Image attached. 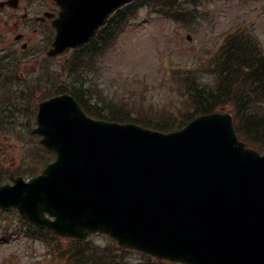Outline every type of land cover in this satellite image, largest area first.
<instances>
[{
	"label": "water",
	"instance_id": "95a60500",
	"mask_svg": "<svg viewBox=\"0 0 264 264\" xmlns=\"http://www.w3.org/2000/svg\"><path fill=\"white\" fill-rule=\"evenodd\" d=\"M122 1L59 0L56 50ZM39 125L59 159L30 183L0 187V204L62 235L105 232L188 264H264V155L238 141L229 114L165 134L96 121L61 95L41 105Z\"/></svg>",
	"mask_w": 264,
	"mask_h": 264
},
{
	"label": "rangeland",
	"instance_id": "374dc122",
	"mask_svg": "<svg viewBox=\"0 0 264 264\" xmlns=\"http://www.w3.org/2000/svg\"><path fill=\"white\" fill-rule=\"evenodd\" d=\"M263 7L264 0H206L198 13L199 17L180 25L142 9L104 57L87 63L84 70L85 81L91 82L94 92L98 95L104 93L118 98L127 95H135L136 98L145 96L150 102L166 103L171 97L167 75L169 62L180 67H200L206 53L213 52L221 36L235 26H240L243 21L254 26V33L257 34L255 36L259 40L254 38L252 42L261 45L264 50ZM248 56L251 58L253 54L249 53ZM56 62L59 66L63 63L67 65L68 60L60 57ZM59 69L57 68L58 71ZM81 71L80 68L76 74L80 75ZM40 84L47 85L46 81ZM52 87L53 85L45 86L41 94H53ZM1 90H4L3 86ZM1 95L2 99L8 102L10 94L4 90ZM248 99L249 96L245 101ZM246 104L259 110L256 102ZM5 218H9L10 222L5 241L0 244V264H41V257L45 253L44 246L37 242L34 250L23 236L12 237L9 231L12 230V221L16 218L10 215ZM92 238L93 242L99 245H109V241L103 236ZM123 253V258L128 260V264L148 263V258L138 252Z\"/></svg>",
	"mask_w": 264,
	"mask_h": 264
},
{
	"label": "trees",
	"instance_id": "16d2710c",
	"mask_svg": "<svg viewBox=\"0 0 264 264\" xmlns=\"http://www.w3.org/2000/svg\"><path fill=\"white\" fill-rule=\"evenodd\" d=\"M248 54L249 50L246 48L240 52V37H232L231 40L228 41L227 48L224 45L220 54L214 57V64L216 63L219 71L213 84H211L212 80L203 82L199 76H197V78L195 77L194 80H192V78L188 79L187 83L191 86H189V88H191L189 90V95L191 100L196 104L195 109L197 113L210 112L217 107H222L230 103L232 104V110L235 112V119L238 123L240 116L237 114V111L239 114H242L246 103L256 102V107L264 112V102L262 101L264 100V63H261L264 61L262 57L259 56L260 60L253 63V59H251ZM250 67H252V69L248 72L246 69ZM193 76H195L194 72ZM243 77H245L246 81L244 87L249 91L248 95H260L262 96L260 99L254 97L245 102V99H243L244 94L235 97V87L236 85L240 87V80ZM92 87L93 85L74 86L72 87V93L79 99L89 113L99 117H106L118 121H136L164 131L180 128L186 121L192 118L188 116L184 123H176L174 121L169 122L167 118L160 115H150L148 113L142 115V112L122 113V108L126 106L125 101L117 99L118 97H116L115 99L117 100L107 103L105 101L107 96L105 95H101L99 99L93 101V96L91 94ZM148 106L149 105H147L145 109H148ZM242 115L243 119L240 117V122L249 124L251 120L253 125V129L247 126L245 130L249 142L260 147V150L264 151V114H262V120H258L255 116H252V113ZM254 131L256 132L253 133Z\"/></svg>",
	"mask_w": 264,
	"mask_h": 264
},
{
	"label": "flooded vegetation",
	"instance_id": "af4514ba",
	"mask_svg": "<svg viewBox=\"0 0 264 264\" xmlns=\"http://www.w3.org/2000/svg\"><path fill=\"white\" fill-rule=\"evenodd\" d=\"M58 12L52 0H0V78L20 81L25 71L53 68L43 53L55 37Z\"/></svg>",
	"mask_w": 264,
	"mask_h": 264
}]
</instances>
